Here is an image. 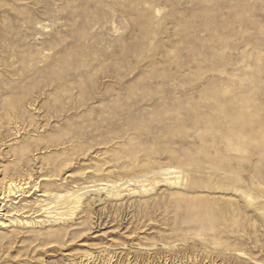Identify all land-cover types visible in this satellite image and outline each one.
Wrapping results in <instances>:
<instances>
[{"label":"rangeland","instance_id":"1","mask_svg":"<svg viewBox=\"0 0 264 264\" xmlns=\"http://www.w3.org/2000/svg\"><path fill=\"white\" fill-rule=\"evenodd\" d=\"M0 264H264V0H0Z\"/></svg>","mask_w":264,"mask_h":264}]
</instances>
